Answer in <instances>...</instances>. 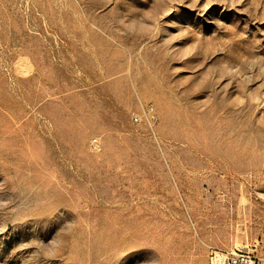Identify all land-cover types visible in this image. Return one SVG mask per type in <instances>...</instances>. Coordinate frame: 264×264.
<instances>
[{
    "label": "rangeland",
    "instance_id": "1",
    "mask_svg": "<svg viewBox=\"0 0 264 264\" xmlns=\"http://www.w3.org/2000/svg\"><path fill=\"white\" fill-rule=\"evenodd\" d=\"M248 247L264 264V0H0V264Z\"/></svg>",
    "mask_w": 264,
    "mask_h": 264
},
{
    "label": "built area",
    "instance_id": "2",
    "mask_svg": "<svg viewBox=\"0 0 264 264\" xmlns=\"http://www.w3.org/2000/svg\"><path fill=\"white\" fill-rule=\"evenodd\" d=\"M145 112V111H144ZM151 112L143 115L150 121ZM207 264H260L254 250L238 248H215L209 252Z\"/></svg>",
    "mask_w": 264,
    "mask_h": 264
}]
</instances>
